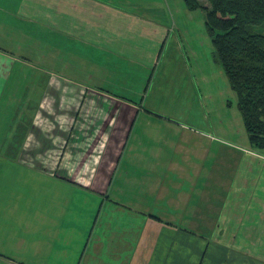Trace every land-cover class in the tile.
Listing matches in <instances>:
<instances>
[{"label":"crops","instance_id":"1","mask_svg":"<svg viewBox=\"0 0 264 264\" xmlns=\"http://www.w3.org/2000/svg\"><path fill=\"white\" fill-rule=\"evenodd\" d=\"M170 6L169 0H0V137L11 147L4 153L11 156L9 164L40 172L49 186L47 196H10L33 214L22 221L23 254H2L0 262L225 264L227 250L247 248L259 256L252 229L245 244L232 235L201 243L149 211L138 195L165 186L164 151L152 131L133 133L141 112L137 103L104 87L87 89L89 94L76 90L75 98L67 93L70 86L84 89L86 76L114 85L115 75L153 65L175 27ZM36 73L47 78L33 81ZM73 74L80 80L64 76ZM70 103L73 108L65 110ZM196 150L200 163L194 164L200 166L209 149L199 145L194 155ZM172 164L169 171L181 170ZM118 169L123 175L116 179ZM35 181L29 183L33 192L47 187ZM131 187L139 193L133 196ZM179 238L183 246L175 244Z\"/></svg>","mask_w":264,"mask_h":264},{"label":"rangeland","instance_id":"2","mask_svg":"<svg viewBox=\"0 0 264 264\" xmlns=\"http://www.w3.org/2000/svg\"><path fill=\"white\" fill-rule=\"evenodd\" d=\"M169 2L176 16L175 27L172 25L174 30L167 46L153 65L135 67L131 71L128 69L127 74L115 75L114 85L103 86L102 82L86 76L84 89L70 86L74 89L69 88L67 93L71 96L72 92L80 94L83 90L84 94H89L87 89L104 87L105 91L120 99L137 103L141 112L137 120L134 119L133 133L139 136L145 130L152 131L158 138V148L164 151L160 171L165 186L156 188V191L148 188L143 195H138L144 200L146 198L149 211L161 217L160 221L179 228L201 243L205 240L215 243V238L219 239L221 235H232L236 243L245 244L248 242L245 233L252 229L261 255L254 257L247 247L242 251L227 250L224 263L264 264V149H257L250 143L237 95L215 56L213 39L206 27L205 10L187 13L184 0ZM203 3L208 5L206 0ZM160 15L165 23L166 17L163 13ZM253 32L264 34V27H255ZM177 40L180 45L178 51ZM33 76V81L38 83L47 78L45 73ZM64 76L80 80L74 74ZM17 80L13 76L10 83L15 84ZM31 99L33 102L36 100ZM71 108L73 105L70 103L65 110L70 111ZM153 115L163 119H156ZM0 141L3 153H0V255L15 257L23 254L20 246L23 245L21 237L26 227L22 221L25 223V215H32L33 210L14 202L10 196H47L49 186L47 178L40 172L20 167L17 163V166L9 164L6 159L11 156L4 152L11 148L8 146L10 141L6 144L7 140L1 137ZM150 143L155 146L154 141L149 140L148 147ZM199 145L209 149L208 158L200 166L194 164L200 163L197 150L196 155L193 153V148ZM175 163L181 165V170L169 171L171 164ZM145 173L149 175V172ZM122 175L123 169H118L115 177L119 179ZM35 180L44 182L47 187L33 192L29 183L35 184ZM137 189L131 187L133 196L139 193ZM163 240L168 242L165 238ZM179 240L174 241L181 246L184 241ZM232 254L241 257V261L231 258ZM155 256L156 259L161 258L159 252ZM202 259L209 261L206 255ZM0 264L9 263L4 261Z\"/></svg>","mask_w":264,"mask_h":264},{"label":"trees","instance_id":"3","mask_svg":"<svg viewBox=\"0 0 264 264\" xmlns=\"http://www.w3.org/2000/svg\"><path fill=\"white\" fill-rule=\"evenodd\" d=\"M184 0L188 10L204 9L215 56L231 88L253 147L264 149V0Z\"/></svg>","mask_w":264,"mask_h":264}]
</instances>
